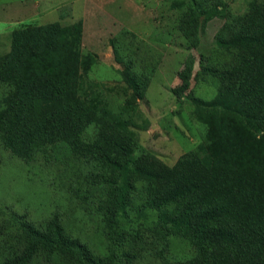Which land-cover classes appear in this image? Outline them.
<instances>
[{
  "label": "rangeland",
  "instance_id": "rangeland-1",
  "mask_svg": "<svg viewBox=\"0 0 264 264\" xmlns=\"http://www.w3.org/2000/svg\"><path fill=\"white\" fill-rule=\"evenodd\" d=\"M194 1L201 14L191 0H0V57L14 30L80 21L83 87L94 92L99 107L124 120V127L112 129L101 118L29 157L13 155L0 141V264L18 258L32 232L51 233L52 222L60 246L38 251L26 264H84V258L87 264H178L195 257L158 232L152 213H141L152 187H159L136 180L129 169L122 189L119 174L97 154L128 138L139 168L172 171L185 157L208 170L198 100L210 101L218 83L213 74L202 77L201 69L217 62L233 66L216 39L264 36V0Z\"/></svg>",
  "mask_w": 264,
  "mask_h": 264
},
{
  "label": "trees",
  "instance_id": "trees-1",
  "mask_svg": "<svg viewBox=\"0 0 264 264\" xmlns=\"http://www.w3.org/2000/svg\"><path fill=\"white\" fill-rule=\"evenodd\" d=\"M190 5L197 15L203 12L194 0ZM80 31L76 21L9 34L8 51L0 57V141L13 155L29 157L36 149L64 143L101 118L112 129L124 127L121 116L99 107L94 92L83 87L87 71L77 57ZM215 45L227 52L233 66L219 68L217 62L214 69H201L202 77L213 74L218 83L210 101L198 100L210 156L207 171L185 157L172 171L139 168L129 154L128 138L107 143L110 152L97 154L119 174L122 189L128 188L129 169L136 180L159 187H152L140 211L152 213L158 232L195 254L178 264H264V36L218 38ZM121 75L135 89L128 74ZM49 228L51 233L32 232L33 239L25 238L26 248L9 264H26L42 249L56 251L59 228L55 222Z\"/></svg>",
  "mask_w": 264,
  "mask_h": 264
}]
</instances>
